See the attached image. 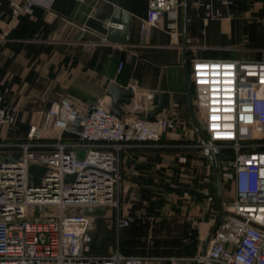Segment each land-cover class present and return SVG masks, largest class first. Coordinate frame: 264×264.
I'll return each mask as SVG.
<instances>
[{"label":"crops","instance_id":"obj_1","mask_svg":"<svg viewBox=\"0 0 264 264\" xmlns=\"http://www.w3.org/2000/svg\"><path fill=\"white\" fill-rule=\"evenodd\" d=\"M11 1L22 0H0V31H8L0 41V92L15 107L16 117L12 125H0V138L26 139L31 125H42L50 100L60 95L68 96L80 110L98 97H106L109 107L105 94L109 81L133 89L131 101L120 106L121 116L143 115L153 105L152 92H163V107L155 116L172 117L173 132H163L157 145L120 149L117 212L131 216L133 221L120 227L119 230L124 229L117 230V234L112 224L111 231L118 238L117 249L121 253L151 254L130 244L142 238V228L135 221L138 201L147 192L158 191L166 197L161 213L173 210L190 224L188 232L184 229V233L170 234L174 243L186 239L188 245L175 252L152 253L162 259L150 264H166L164 258L170 255L190 257L200 253L203 239L217 216V184L212 160L206 158L189 134L193 120L183 59L187 67L193 56L264 59V0H185V6L184 0H179L177 44L171 43L163 23L152 26L145 35L139 32V19L146 13L147 0H52L48 8L35 5L31 13L19 14L12 12ZM115 6L130 15L126 43L103 37ZM118 61H122L119 69ZM191 88L190 84L193 109ZM57 137L64 139L69 135L52 125L40 129L42 141ZM215 157L223 201L230 198L225 197L222 188L220 171L224 162L220 153ZM203 189L214 195L209 209L202 199ZM104 209L103 215L94 218L89 243L92 253H102L92 242L96 227L101 228V217L108 216L111 222L115 213L114 208Z\"/></svg>","mask_w":264,"mask_h":264},{"label":"built area","instance_id":"obj_2","mask_svg":"<svg viewBox=\"0 0 264 264\" xmlns=\"http://www.w3.org/2000/svg\"><path fill=\"white\" fill-rule=\"evenodd\" d=\"M51 1H11L12 12L31 13L35 5L48 8ZM178 4L179 0H147L139 32L145 35L163 23L171 43L177 44ZM111 24L121 28V23ZM7 32L0 31V41ZM190 60L189 75L197 93L193 102L200 106L199 125H194L199 134L196 145L208 160L220 153L225 164L220 175L231 180L233 194L221 201V217L203 254L164 259L166 264H264V59ZM121 64L118 61L117 69ZM107 102L98 97L80 110L68 96L60 95L50 100L42 125H31L26 139L0 138V264H150L162 259L123 254L117 247L106 254L90 252L95 216L82 214L83 207L114 208L115 231L131 220L117 212L120 149L157 145L160 135L173 132L175 125L170 116L116 117ZM15 117V107L0 92V125H12ZM49 125L69 137L42 141L40 129ZM77 148L84 149L82 157H76ZM31 163L53 171L40 176V183H30ZM65 173L73 174V179L64 181ZM201 194L209 209L213 193L203 189Z\"/></svg>","mask_w":264,"mask_h":264},{"label":"rangeland","instance_id":"obj_3","mask_svg":"<svg viewBox=\"0 0 264 264\" xmlns=\"http://www.w3.org/2000/svg\"><path fill=\"white\" fill-rule=\"evenodd\" d=\"M192 64L193 61L189 60L188 71H190ZM189 78L190 84L192 86L191 89L193 91V98L197 99V93L195 95V90L191 83V76ZM199 107L200 106L197 100H194L193 113L195 120L189 128V134L193 138V140H198L199 135L198 131L194 128L195 122L197 126L199 125V121L197 119V110L199 109ZM2 131L3 127H0V133ZM220 176L223 182L222 188L224 190L225 197H231V194L233 192L231 180L229 178H226L225 176ZM142 198V200L138 201V205L135 208V221L142 228V238L139 242H137L136 244H130V246H135L142 251L151 253L147 254L149 256H157L152 255V253L159 254L165 252H175V250H178L180 247L187 248L188 241L186 243V239L180 241L178 240L174 243L175 238H171L170 234H175L179 232L184 233L182 231L184 229L188 232L190 224L182 221L183 217L180 218L179 216H177V214H175L176 212H174L173 210H171V212L167 211L166 213H164L163 211V213H161L160 206H162V200L163 202L166 201L164 193H159L158 191H149L144 196H142ZM108 218V216L101 217V228L99 230V228L96 227L94 231V239L92 241L93 246L98 248L102 252L101 254H106L111 251L114 247L119 246L118 238L112 234V223L109 221ZM106 225H109V228L111 229H108ZM122 229H118L119 232ZM107 230H109V233H107ZM115 233L117 234V231ZM189 264H194V262L190 261Z\"/></svg>","mask_w":264,"mask_h":264},{"label":"water","instance_id":"obj_4","mask_svg":"<svg viewBox=\"0 0 264 264\" xmlns=\"http://www.w3.org/2000/svg\"><path fill=\"white\" fill-rule=\"evenodd\" d=\"M183 5L185 6V0L183 1ZM183 20H185V14L183 16ZM109 21L111 23H121V28H117L113 26L112 24L107 26L105 34L103 37L110 41V42H116V43H126L128 40V31H129V22H130V15L122 10L119 7H114L112 14L110 15ZM185 22H183V41L185 40ZM185 44V42H183ZM183 64L185 66V74H186V87H187V96L189 99V110L192 117V120L194 122V113L190 101V79H189V71L186 63V59L184 57ZM105 94L109 97L110 104H109V111L114 114L116 117H120L123 113V110L121 109L122 104H128L131 101V98L133 97V89L131 86H119L113 81H109L107 83ZM163 92L160 91H153V105L148 108L143 115L139 116L142 119L146 120H154L155 115L159 113L162 110L163 103H164V97ZM84 154L83 148H77L75 150L76 157H82ZM7 160L15 159V157L7 156ZM212 162L214 164V172L216 176V184H217V192H216V199H217V216L216 219L211 226L209 232L206 234L205 238L203 239V243L200 249V254H203L205 245L207 242V239L216 226L217 222L219 221L221 214H222V207H221V197H220V191H219V181H218V163L215 157V154H212ZM225 165V164H224ZM53 170L50 169L47 166L38 165L31 163L28 167V174H29V182L33 184H38L41 182L40 176L50 173ZM74 175L65 173L63 176L64 181H71L73 179ZM80 212L82 214H88V215H94L99 216L103 215L105 212V209L103 207H83ZM194 264H198V262H195Z\"/></svg>","mask_w":264,"mask_h":264},{"label":"trees","instance_id":"obj_5","mask_svg":"<svg viewBox=\"0 0 264 264\" xmlns=\"http://www.w3.org/2000/svg\"><path fill=\"white\" fill-rule=\"evenodd\" d=\"M132 221H133V220H130V221L128 222V224H129L130 222H132ZM128 224H127V225H128ZM127 225H126V226H127ZM123 227H124V226H123Z\"/></svg>","mask_w":264,"mask_h":264}]
</instances>
